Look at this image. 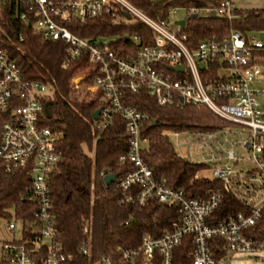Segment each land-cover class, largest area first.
Wrapping results in <instances>:
<instances>
[{
    "label": "built area",
    "instance_id": "1",
    "mask_svg": "<svg viewBox=\"0 0 264 264\" xmlns=\"http://www.w3.org/2000/svg\"><path fill=\"white\" fill-rule=\"evenodd\" d=\"M5 1L0 0V18ZM9 1L24 7L21 20L31 17L35 30L44 40L64 45V68L85 55L94 66L96 75L90 86L76 82L80 72L72 83L76 90L102 95L98 118L92 119L94 133H102L115 116L125 124L129 147L119 163L131 164L132 171L116 182L123 194L135 185L141 189L121 203L142 206L148 198H155L160 204L178 208V220L170 231L143 237L136 249L122 251L117 263L103 258L100 264H230L229 253L261 249L264 243L261 239L264 62L256 58L255 51L264 49V32L245 37L231 30L223 37L213 35L200 41L185 32L190 18L208 19L213 15L227 20L236 18L238 10L232 0H218L216 6L206 9L171 8L165 19L144 14L128 0ZM117 7L122 14H111ZM180 9L186 12L183 19L176 18ZM104 15H112L119 24H127L124 19H134L133 23H140L152 32V43L124 56L105 38L81 39L72 35L65 25L70 20L84 25ZM180 21H184L183 28L178 24ZM125 38L124 42L140 46L138 36ZM178 67L182 71L172 70ZM124 90L132 94L145 90L160 107L203 106L230 124L214 132L190 133L199 141L200 150L209 154L208 160L202 159L198 164L209 166L208 178L220 182L221 189L205 201L188 199L182 190L154 179L141 156L147 144L142 130L151 119L122 102ZM51 93L49 85L25 80L19 67L0 49V161L8 171L30 169L32 181L26 192L36 206L35 226L29 229L31 238L20 247H15L16 239L4 242L0 264H64L72 260V256L61 252L51 212L48 179L56 171L60 158L57 135L42 125L45 112L42 101ZM180 134L174 133L176 137ZM226 194L238 199L247 213L229 215L208 224ZM9 219L6 229L13 233L15 214ZM182 246L188 251L184 258L176 260V250ZM82 254L88 255V250L83 249Z\"/></svg>",
    "mask_w": 264,
    "mask_h": 264
},
{
    "label": "trees",
    "instance_id": "2",
    "mask_svg": "<svg viewBox=\"0 0 264 264\" xmlns=\"http://www.w3.org/2000/svg\"><path fill=\"white\" fill-rule=\"evenodd\" d=\"M128 1L144 14L161 19L166 18L171 8L206 9L218 2ZM24 12L20 3L5 1L0 18V49L19 67L25 80L49 85L52 91L42 101L45 111L42 125L58 137L60 158L56 171L48 179V187L56 240L61 252L72 256V260L64 264H90L103 258L117 263L120 253L136 249L143 237H156L170 231L178 220V208L160 204L155 198H148L142 206L121 203L125 197L138 194L141 187L135 185L123 194L116 181L108 186L105 184L106 175L118 179L132 171L131 164L119 163L129 147L125 124L115 116L102 133L93 132L92 116L103 105L102 95L76 90L72 80L80 72L79 85L90 86L96 75L94 66L88 63L85 55L64 68V45L44 40L35 30L31 17L21 20L20 14ZM111 14L122 12L117 7ZM235 15L232 20L190 18L185 32L195 41L213 35L223 37L231 30L245 37L249 32H264V9L238 10ZM65 25L72 35L81 39L117 37L111 47L124 56L135 54L139 47L153 40L152 32L144 25L115 23L112 15L94 18L84 25L75 20ZM134 35L140 38V46L124 42V36ZM255 56L264 62V49L255 51ZM121 99L126 106L151 119L142 130L147 144L141 156L155 180H164L167 187L182 190L188 199L205 201L211 193L221 189L220 182L200 176L209 166L180 157L165 133H208L229 127V123L203 106L160 107L145 90L136 94L124 90ZM31 181L30 169L8 171L0 161V217L9 219L8 210H12L15 220L22 225L21 237L14 241L15 247L31 238L29 229L35 226L36 206L26 192ZM239 213L246 214L247 209L238 199L226 194L208 224ZM261 239L264 240V232ZM83 249L88 250V255L82 254ZM187 251L184 246L178 248L176 260L184 258Z\"/></svg>",
    "mask_w": 264,
    "mask_h": 264
},
{
    "label": "rangeland",
    "instance_id": "3",
    "mask_svg": "<svg viewBox=\"0 0 264 264\" xmlns=\"http://www.w3.org/2000/svg\"><path fill=\"white\" fill-rule=\"evenodd\" d=\"M234 6L238 10H263L264 9V0H232ZM178 14L176 18L183 19L184 14H186L183 10H178L176 13ZM202 14V12H200ZM174 20V19H173ZM125 23H133L135 20H123ZM257 32H249L248 35H255ZM105 41L115 42L117 37H109L105 38ZM168 137L169 141L172 143L176 153L193 163H199L202 159L208 160L209 154L205 150H200V143L197 140L196 136L191 135L189 132H185L180 134L179 136H175L174 133H165ZM245 138V135L243 136ZM246 155V154H244ZM209 171H205L204 173H200V176L208 177ZM9 215L13 216L14 211L10 210ZM10 219L1 218L0 217V249H2V245L6 241H11L13 239L19 240L22 233V225L20 222L15 220V230L13 233L7 231L6 226L7 223L10 222ZM228 259L230 264H264V243L261 246L260 250H256L254 252L247 253H229ZM90 264H100L99 262H93Z\"/></svg>",
    "mask_w": 264,
    "mask_h": 264
},
{
    "label": "water",
    "instance_id": "4",
    "mask_svg": "<svg viewBox=\"0 0 264 264\" xmlns=\"http://www.w3.org/2000/svg\"><path fill=\"white\" fill-rule=\"evenodd\" d=\"M127 17V19H130L129 15H125ZM213 18H214V15H213ZM178 24L181 26V28L184 27V21H180L178 22ZM261 39L263 40V37L261 36ZM124 40H127V38H125ZM200 68L203 70L204 69V65H200ZM182 67H178V68H172V70H178V71H182ZM79 81H81L80 79H78L76 82L79 83ZM98 115H99V110L96 111L93 116H92V119L93 120H97L98 118ZM117 177L116 176H106L104 177V182L105 184L108 186L112 183H114L116 181ZM228 264V263H227Z\"/></svg>",
    "mask_w": 264,
    "mask_h": 264
},
{
    "label": "crops",
    "instance_id": "5",
    "mask_svg": "<svg viewBox=\"0 0 264 264\" xmlns=\"http://www.w3.org/2000/svg\"><path fill=\"white\" fill-rule=\"evenodd\" d=\"M238 10V9H237ZM21 237V236H20ZM0 255H1V249H0Z\"/></svg>",
    "mask_w": 264,
    "mask_h": 264
}]
</instances>
